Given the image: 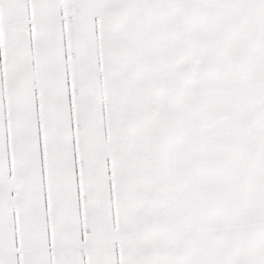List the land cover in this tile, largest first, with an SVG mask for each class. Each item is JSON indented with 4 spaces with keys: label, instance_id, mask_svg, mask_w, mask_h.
Wrapping results in <instances>:
<instances>
[{
    "label": "snow or ice",
    "instance_id": "snow-or-ice-1",
    "mask_svg": "<svg viewBox=\"0 0 264 264\" xmlns=\"http://www.w3.org/2000/svg\"><path fill=\"white\" fill-rule=\"evenodd\" d=\"M0 264H264V0H0Z\"/></svg>",
    "mask_w": 264,
    "mask_h": 264
}]
</instances>
